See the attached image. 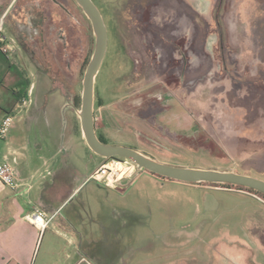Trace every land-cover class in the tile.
<instances>
[{
	"label": "rangeland",
	"instance_id": "1",
	"mask_svg": "<svg viewBox=\"0 0 264 264\" xmlns=\"http://www.w3.org/2000/svg\"><path fill=\"white\" fill-rule=\"evenodd\" d=\"M9 2L0 0V13ZM92 2L107 29L95 132L165 165L264 181V0ZM3 24L15 68L37 87L34 100L42 77L60 94L68 143L79 136L94 48L88 19L74 0H16ZM96 162L106 159L87 147L75 154L70 183L84 182ZM242 193L264 205V197ZM68 202L78 221L99 217L96 251L83 242L90 264H264L258 203L236 191L136 169L117 189L89 178Z\"/></svg>",
	"mask_w": 264,
	"mask_h": 264
},
{
	"label": "crops",
	"instance_id": "2",
	"mask_svg": "<svg viewBox=\"0 0 264 264\" xmlns=\"http://www.w3.org/2000/svg\"><path fill=\"white\" fill-rule=\"evenodd\" d=\"M15 1L10 0L0 19L10 13ZM4 27L0 30V122L10 114L12 124L0 140V161L11 165L17 186L9 189L0 183V264H90L83 255V242L89 254L96 251L92 238L97 236L99 217L91 214L89 220L78 221L73 211L68 212V201L91 176L77 186L69 179L70 160L82 155L86 145L80 132L70 135L68 143L63 140L60 120L65 105L58 92L46 88L43 77L34 100L37 87L15 68L8 53L12 39L4 34ZM97 168L96 162L92 173ZM237 193L258 203L262 219L256 218V231L264 237V225L258 223L264 221V205ZM34 209L51 217L41 233L26 218Z\"/></svg>",
	"mask_w": 264,
	"mask_h": 264
},
{
	"label": "water",
	"instance_id": "3",
	"mask_svg": "<svg viewBox=\"0 0 264 264\" xmlns=\"http://www.w3.org/2000/svg\"><path fill=\"white\" fill-rule=\"evenodd\" d=\"M88 19L94 36V48L81 83L80 106L77 113L80 133L86 147L96 156L131 161L139 170L147 171L167 180L188 184L232 185L264 195V181L234 172L181 168L156 162L136 150L119 145L103 144L95 133L93 102L94 81L107 49V29L102 15L92 0H74Z\"/></svg>",
	"mask_w": 264,
	"mask_h": 264
},
{
	"label": "built area",
	"instance_id": "4",
	"mask_svg": "<svg viewBox=\"0 0 264 264\" xmlns=\"http://www.w3.org/2000/svg\"><path fill=\"white\" fill-rule=\"evenodd\" d=\"M25 102L26 101L23 100L20 104L23 106ZM11 124L12 115L6 114L0 122V140L6 137ZM136 169H138L136 165L129 160L109 158L91 174L90 179L106 187L116 188L126 175L136 171ZM0 183L3 187L9 189H14L17 186L13 169L6 161H0ZM26 218L29 224L40 233L47 228L51 220V217H48L39 209H34Z\"/></svg>",
	"mask_w": 264,
	"mask_h": 264
},
{
	"label": "trees",
	"instance_id": "5",
	"mask_svg": "<svg viewBox=\"0 0 264 264\" xmlns=\"http://www.w3.org/2000/svg\"><path fill=\"white\" fill-rule=\"evenodd\" d=\"M27 86L29 85V83H27L26 84ZM75 104H76V106L78 107L79 106V98H75ZM96 133V132H95ZM96 136H97V138L99 139V141L101 142V143H103V144H108V145H111L109 142H108V140H106L102 135H100V134H97L96 133ZM158 177V176H157ZM159 178H161V179H164V178H162V177H159ZM194 185H204L203 183H201V184H194ZM206 185H211V186H214V187H220V188H224V189H228V190H230V191H246V192H249V193H252V194H257V195H260V196H262V197H264V195H262V194H260V193H258V192H256V191H253V190H250V189H246V188H243V187H239V186H232V185H216V184H206ZM231 188H233V189H231Z\"/></svg>",
	"mask_w": 264,
	"mask_h": 264
}]
</instances>
